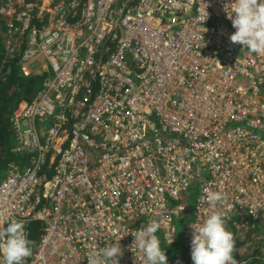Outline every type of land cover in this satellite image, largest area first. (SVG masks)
<instances>
[{"label": "built area", "instance_id": "obj_1", "mask_svg": "<svg viewBox=\"0 0 264 264\" xmlns=\"http://www.w3.org/2000/svg\"><path fill=\"white\" fill-rule=\"evenodd\" d=\"M231 3L0 0L8 53L25 76L47 74L11 119L29 165L0 180V216L28 239L42 223L25 264H89L122 236L119 264H142L130 232L161 221L169 254L183 214L168 264H193L208 192L225 197L214 210L242 244L235 264H264V243L247 247L264 228V56L230 41Z\"/></svg>", "mask_w": 264, "mask_h": 264}, {"label": "clouds", "instance_id": "obj_2", "mask_svg": "<svg viewBox=\"0 0 264 264\" xmlns=\"http://www.w3.org/2000/svg\"><path fill=\"white\" fill-rule=\"evenodd\" d=\"M224 11L227 18L231 20L233 28L236 29L230 35V41L233 44L242 45L249 54L264 56V0H232L231 4L225 6ZM0 18L5 21L1 16ZM5 49L8 53L6 46ZM24 101L26 100L21 101L20 104ZM28 161L24 166L29 165ZM224 198L222 192H208L207 203L213 210L204 216L197 215L198 222H193L191 225L193 228L191 240L193 264H235L234 236L226 228L222 213L214 210ZM161 223V221L150 220L145 226L130 232L134 237L130 249L135 256L137 253L140 254L142 264H168V257H174L176 254L174 250L173 255L167 256L165 247L161 246L160 237L157 235L161 229ZM122 237H118L109 246L87 254L89 264H119V259L123 254L120 246ZM178 239L177 237V241ZM172 242L173 239L169 240L168 245ZM182 246H184L183 243ZM31 253V241L27 238L23 222L15 218L0 216V264H25V260ZM186 254L183 253V256Z\"/></svg>", "mask_w": 264, "mask_h": 264}, {"label": "trees", "instance_id": "obj_3", "mask_svg": "<svg viewBox=\"0 0 264 264\" xmlns=\"http://www.w3.org/2000/svg\"><path fill=\"white\" fill-rule=\"evenodd\" d=\"M6 38L7 33L5 21L0 18V178L5 175V171L9 168V166L18 165L22 167L28 161V158L22 156L21 153L14 152L17 140L11 118L21 101H32L38 95V93L42 90L47 77V74L44 73L25 76L21 72V55H8L5 49ZM23 49L24 47H22V50ZM193 201L194 200L192 198V200L186 202L190 211L194 206ZM187 216V214H183L177 221L184 226V223L187 221ZM41 225L42 223L38 221H32L29 224V240L31 241L32 250L40 238ZM257 233H259L258 236H256ZM250 238V241H253V243L264 241V228L259 225L253 227ZM241 245L242 244L240 243H235L233 251L234 256H240L237 249H239ZM180 246H182V243L181 240L178 239L173 248H171L170 254L166 255H173V251L175 249L179 250V248L176 247ZM181 249H183V247ZM181 251L185 252V250ZM252 264L263 263L254 259Z\"/></svg>", "mask_w": 264, "mask_h": 264}, {"label": "rangeland", "instance_id": "obj_4", "mask_svg": "<svg viewBox=\"0 0 264 264\" xmlns=\"http://www.w3.org/2000/svg\"><path fill=\"white\" fill-rule=\"evenodd\" d=\"M196 197H197V192H194V195H193V203H195V199H196ZM177 226H178V230H179V233L177 234V237L181 240V242H182V237H183V235H182V232H183V229H184V226H182V224L179 222V221H177Z\"/></svg>", "mask_w": 264, "mask_h": 264}, {"label": "crops", "instance_id": "obj_5", "mask_svg": "<svg viewBox=\"0 0 264 264\" xmlns=\"http://www.w3.org/2000/svg\"><path fill=\"white\" fill-rule=\"evenodd\" d=\"M259 226H261V225H259ZM258 234L259 233H257V235L256 236H258ZM251 239V238H250ZM255 240H257V239H255ZM259 242H261V241H259ZM259 242H255V243H257V244H259ZM261 243H264V241H262ZM249 245L247 246V247H252L253 245H255L254 243H253V241L252 242H249L248 243ZM247 244H245V246H246Z\"/></svg>", "mask_w": 264, "mask_h": 264}]
</instances>
